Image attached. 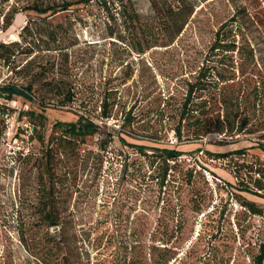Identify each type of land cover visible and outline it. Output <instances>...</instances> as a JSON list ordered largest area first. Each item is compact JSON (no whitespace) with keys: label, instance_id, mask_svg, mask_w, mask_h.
Wrapping results in <instances>:
<instances>
[{"label":"rangeland","instance_id":"1","mask_svg":"<svg viewBox=\"0 0 264 264\" xmlns=\"http://www.w3.org/2000/svg\"><path fill=\"white\" fill-rule=\"evenodd\" d=\"M67 2L49 17L31 9ZM106 3L0 0V42L20 41L28 24L30 41L0 63V84L33 81L46 107L0 100V264H254L264 245V0ZM28 111L46 118L40 140ZM80 116L98 132L64 144L53 125ZM162 148L184 155L166 162Z\"/></svg>","mask_w":264,"mask_h":264},{"label":"trees","instance_id":"2","mask_svg":"<svg viewBox=\"0 0 264 264\" xmlns=\"http://www.w3.org/2000/svg\"><path fill=\"white\" fill-rule=\"evenodd\" d=\"M92 1L93 0H80V2L83 4H89ZM98 1H100L102 4L104 3V5H107L106 0H98ZM72 5H73L72 2H67L58 7L53 6V7H46V8L40 7L39 8L38 6H33L31 9H33L34 11H36L37 13L41 15L48 14L50 12L48 15L49 17V16L55 15L56 13L62 10H69ZM180 11L181 10L177 12H180ZM185 24H186V20H184L179 26L177 34L181 33ZM28 30H29V24L22 29V32L20 34V37H21L20 41H12L9 43L0 42V63L2 62L4 66L5 65L9 66L12 62H14L13 59H15L18 54L26 53L25 52L26 49L22 44H28L30 42L24 36V33ZM222 36L223 35L221 34V32L217 33L216 42L212 46V49L215 50V49L222 47L221 46L223 45L221 44ZM203 77H204V74L202 75L200 74L197 81L193 85H191L189 94L184 103V111L182 113L183 115L182 117H185L187 113V109L190 103H192L193 101L192 99H193V94L195 92V89L203 85L204 83ZM35 79L37 78H34V80ZM33 85H34L33 81L29 82V84L27 85L18 84L15 82L2 83L0 84V100L12 102V101H15L16 99H22L24 101L30 102L31 104L38 103L39 104L38 106H42L45 109L46 108L45 102H43L42 99L40 100V102L36 101V96H35ZM71 102H72V98L69 97L68 103H71ZM26 115H29L31 119H37V121H39V123L38 122L35 123L33 133H38L39 140H40V132L38 130V127L40 126V120L42 122L46 121L45 116L35 111H28L26 112ZM105 115L106 117H108L107 113ZM53 128L54 130H58L61 132L62 134L61 139H66L64 140V144L69 143L71 140L80 142V143L84 142L87 137L95 135L99 129L98 125L95 122L91 121L85 116H80L78 120L75 122H61V121L56 122L53 125ZM178 133L179 134L181 133L180 130L178 131ZM41 141L45 143L43 137H41ZM122 142L125 143V140H122ZM58 146H59V143H58ZM134 147H137L141 151L148 149L146 146H134ZM260 148L264 151V145H260ZM53 149H54L53 142H52V139H50L45 147V151H46L45 168L47 167L48 169L47 174L49 173V170L52 168L51 156H52ZM155 151L161 154V156L164 157L166 162H173V163H175L176 160H178L180 157L184 155V152L180 150L170 149V148L156 149ZM236 153L239 155H243L245 152L244 150H240ZM217 157L220 158V157H225V156L219 155ZM168 170H169V164H167L166 169H165V174L163 177L164 180H166ZM251 193H254V192H251ZM251 207L255 210L253 206ZM45 215H46L45 219L49 223H51L52 226L58 225V218L53 212L48 211L46 212ZM263 263H264V245L261 248L260 254L255 258V261H254V264H263ZM126 264H136V263L130 261ZM155 264H161V263L155 262Z\"/></svg>","mask_w":264,"mask_h":264}]
</instances>
